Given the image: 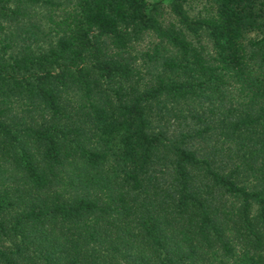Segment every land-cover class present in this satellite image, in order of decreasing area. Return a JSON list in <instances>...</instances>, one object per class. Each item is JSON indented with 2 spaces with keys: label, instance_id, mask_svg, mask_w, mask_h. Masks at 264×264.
Segmentation results:
<instances>
[{
  "label": "trees",
  "instance_id": "1",
  "mask_svg": "<svg viewBox=\"0 0 264 264\" xmlns=\"http://www.w3.org/2000/svg\"><path fill=\"white\" fill-rule=\"evenodd\" d=\"M0 264H264V0H0Z\"/></svg>",
  "mask_w": 264,
  "mask_h": 264
},
{
  "label": "rangeland",
  "instance_id": "2",
  "mask_svg": "<svg viewBox=\"0 0 264 264\" xmlns=\"http://www.w3.org/2000/svg\"><path fill=\"white\" fill-rule=\"evenodd\" d=\"M189 5L192 7V13L191 14H195L198 10H202V3L196 1V2H191L189 3ZM167 19H172L170 17V15H167ZM202 42H207L208 40L206 39V35L203 34L202 37ZM148 41H149V37L145 36L144 35V38L142 39L141 43H140V46L141 48H144L148 45Z\"/></svg>",
  "mask_w": 264,
  "mask_h": 264
}]
</instances>
